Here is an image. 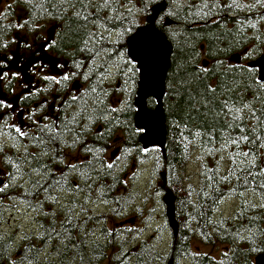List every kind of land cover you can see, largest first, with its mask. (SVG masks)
Here are the masks:
<instances>
[{"label": "trees", "instance_id": "1", "mask_svg": "<svg viewBox=\"0 0 264 264\" xmlns=\"http://www.w3.org/2000/svg\"><path fill=\"white\" fill-rule=\"evenodd\" d=\"M161 2L166 9L155 25L172 47L163 97L165 145L163 151L143 153L132 129L138 71L127 58L125 41ZM103 5L104 0H1V47L16 50L24 38L36 39L44 18L61 25L57 40L73 51L75 79L85 82V91L76 95L72 132L76 152L87 160L54 171L29 149L0 144V187L9 185L0 192V221L19 212L30 216L22 232H0V264H117L125 255L137 264H253L264 252V83L248 63L264 53V0ZM125 74L132 86L129 98L109 121L128 135L123 148L134 143L138 150L142 171L127 178L129 167L115 170L102 162L105 140L95 133L98 125L106 127L99 82L110 76L121 82ZM146 105L153 109L155 102L149 98ZM196 155L193 180L186 167ZM148 169L163 174L161 190L175 195L178 232L167 255L141 236L143 230L116 224L144 217L136 184ZM225 199L236 201L228 217L218 213ZM100 205L105 211L96 212ZM145 211L141 222L147 225L151 211ZM135 232L141 236L138 246L127 249V236ZM193 238L226 251L220 259L194 254Z\"/></svg>", "mask_w": 264, "mask_h": 264}, {"label": "flooded vegetation", "instance_id": "2", "mask_svg": "<svg viewBox=\"0 0 264 264\" xmlns=\"http://www.w3.org/2000/svg\"><path fill=\"white\" fill-rule=\"evenodd\" d=\"M36 29V39L24 38L20 49L0 46V144L18 152L29 149L41 165L44 163L54 171L59 167L74 168L76 163L87 160L76 152L72 132L76 95L85 91V82L75 79L73 51L57 40L61 25L44 18ZM65 75L68 80L63 79ZM99 83L104 97L102 115L106 127L101 122L95 133L105 140L107 150L101 155L102 162L112 164L115 170L135 168L141 163H136V145L132 143L124 149L123 144L129 137L121 126H114L112 122V112H123L124 103L119 98L121 82L110 76ZM132 129L139 143L141 132L134 126ZM140 148L143 153L151 150H143L141 145ZM135 175L138 176V169ZM135 175L126 174L124 178ZM68 178L74 185L73 170Z\"/></svg>", "mask_w": 264, "mask_h": 264}, {"label": "water", "instance_id": "3", "mask_svg": "<svg viewBox=\"0 0 264 264\" xmlns=\"http://www.w3.org/2000/svg\"><path fill=\"white\" fill-rule=\"evenodd\" d=\"M165 9L166 4L164 2L152 6L144 24L136 28L125 41L127 58L135 64L138 71V80L133 98L135 108L133 126L141 132L138 141L143 150L158 148L163 151L165 145L166 129L163 97L172 47L164 34L155 25L159 15ZM169 24L168 22L167 25ZM137 32L140 33V36L133 41L132 37L136 36ZM145 47L151 53L146 60L141 56ZM133 56H136L137 59H133ZM232 61L237 62V59L232 57ZM203 66H206V63H203ZM248 66L257 70V81L264 83V53L250 62ZM149 98L155 102L153 109L147 108L146 102ZM162 178H164L163 175ZM162 203L165 207V218L168 227L172 236L175 237L178 232V223L175 219V197L170 190L167 189L164 192ZM253 264H264V252L254 257Z\"/></svg>", "mask_w": 264, "mask_h": 264}, {"label": "rangeland", "instance_id": "4", "mask_svg": "<svg viewBox=\"0 0 264 264\" xmlns=\"http://www.w3.org/2000/svg\"><path fill=\"white\" fill-rule=\"evenodd\" d=\"M121 83H122V85H120L121 89L119 88V92H120L119 98L123 100V103H125L129 98V93L132 87L130 84L129 78L127 77L126 74L124 75L123 79H121ZM117 100H118V96H117ZM123 109H124V104H123ZM115 147H116L115 145L111 147L110 151L114 149ZM112 152L113 151H111V153ZM197 157H198L197 155L194 156L193 159L188 163L186 167L187 173L191 175L193 180L196 179L197 173H198ZM141 165L142 164H140V166L137 165L135 168L134 167L127 168L128 170L126 174L127 175L131 174L132 176H134L137 173V169H139ZM139 171L141 172L142 170H139ZM151 172H152V169H148L146 171L147 173L146 177L142 179L139 184H136V187H138L139 190L141 191L140 193L143 196V199H144L143 201L145 202V205L143 208L144 217L141 216L140 220L139 221L136 220L135 222L134 221L131 222L130 220H124V221L120 220L116 224L118 226H124V227H130L133 229L143 230V232L141 233V236L144 239H147L150 242H153V245L157 249L158 252L162 253L163 255H167L168 253L167 250L171 242V230L167 226V222H166L165 215H164L165 208L162 204V196L164 195L165 191H162L161 187H162V182H164L165 178H160V176L156 174L152 176ZM148 185L150 186V188L147 191L148 194H145L144 190H146V187ZM235 205H236V201L231 200V199H225L223 203L221 204L220 210L218 211V213L220 215L228 217L234 210ZM105 208H106V205L105 206L100 205L98 207H95V211L103 212L105 211ZM146 209H149L151 211L150 213L151 215H150V221L146 223L147 225H144L141 222V219H145ZM29 219H30V216L26 215L25 213L22 214V212H19L16 214H8L5 221H0V232H9V231H12L13 229L14 230L18 229L19 232H22L26 227L29 226L28 225ZM136 235L137 234L135 232L133 236L132 234L127 236V239H129V241L127 240L128 241L127 249H131L133 247L138 246V242H139L138 238L141 236H138L137 238ZM154 247L152 248L154 249ZM190 249H191V252L194 254L204 253V254L211 255L215 259H220L221 254L224 251H226V248L223 245H219V244L215 246L204 245L197 238H193L191 240ZM123 258L124 259H121L117 264H137L135 259L129 258L127 257V255H125ZM153 264H160V263H153ZM168 264H171V262L168 261Z\"/></svg>", "mask_w": 264, "mask_h": 264}, {"label": "snow or ice", "instance_id": "5", "mask_svg": "<svg viewBox=\"0 0 264 264\" xmlns=\"http://www.w3.org/2000/svg\"><path fill=\"white\" fill-rule=\"evenodd\" d=\"M109 4H110V0H104V5L103 6L107 7V6H109ZM114 19H115V17H114ZM139 36H140V33L137 32L136 33V36L132 37V40L133 41L136 40V38L139 37ZM130 43H131V41H130ZM150 55H151L150 51L145 47L143 49L142 53H141V56L146 60ZM133 59H137V57L136 56H133ZM48 79H52V78L51 77H48ZM63 79L64 80H68L69 77L67 75H65L63 77ZM73 99H75V97H73ZM7 107H11V105H7ZM17 131L19 132L20 130L17 129ZM242 131H243V129H242ZM21 135H23V133H21ZM117 159H119V157H117ZM107 166H108V168H111L112 167V164H108ZM8 187H9L8 184H3L2 187H0V192H3L4 189H6Z\"/></svg>", "mask_w": 264, "mask_h": 264}, {"label": "bare ground", "instance_id": "6", "mask_svg": "<svg viewBox=\"0 0 264 264\" xmlns=\"http://www.w3.org/2000/svg\"><path fill=\"white\" fill-rule=\"evenodd\" d=\"M105 153H106V151H105ZM99 202V201H98ZM101 204V203H100ZM105 206V205H104ZM100 208V207H99ZM261 254V253H260ZM259 255V254H258ZM257 256V255H256Z\"/></svg>", "mask_w": 264, "mask_h": 264}]
</instances>
